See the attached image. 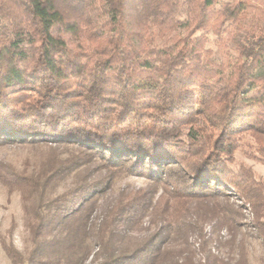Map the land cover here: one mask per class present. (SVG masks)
Here are the masks:
<instances>
[{
  "label": "trees",
  "instance_id": "1",
  "mask_svg": "<svg viewBox=\"0 0 264 264\" xmlns=\"http://www.w3.org/2000/svg\"><path fill=\"white\" fill-rule=\"evenodd\" d=\"M217 3L187 0L182 17V0H0V143L76 145L99 158L98 178L56 194L61 169L78 164L2 172L21 191L30 244L17 247L13 220L0 235L12 264H85L92 206L123 174L151 184L122 190L107 210L96 264H248L244 210L264 239V177L236 166V153L249 135L264 163V0ZM167 194L190 202L192 217L167 219L178 208ZM149 213L157 228L118 251V236ZM191 231L203 257L186 246ZM174 232L185 246L170 248Z\"/></svg>",
  "mask_w": 264,
  "mask_h": 264
},
{
  "label": "rangeland",
  "instance_id": "2",
  "mask_svg": "<svg viewBox=\"0 0 264 264\" xmlns=\"http://www.w3.org/2000/svg\"><path fill=\"white\" fill-rule=\"evenodd\" d=\"M226 0H218L217 7H220L222 3ZM187 0H182L180 14L182 17L186 15ZM209 36L211 42L208 46L218 50L215 45V35L209 31ZM160 42V38L156 39ZM219 54V53H217ZM156 77H158L156 75ZM259 83H251L248 87V96L252 97L256 95L257 87ZM254 139L249 135H243L240 139V146L236 153L237 165L243 163L245 165L251 166L259 175L264 177V163L259 159L252 157L250 151L253 149ZM84 150L78 146L74 145H55L50 143H36V144H21V143H0V235L5 233L9 228L13 220L16 221V230L14 234V242L18 248L23 252H26L29 247L28 241V231L25 227V212L23 208V197L19 189L11 190L10 187L4 183L1 174L15 175H36L44 172V167L50 163H55L56 167H60L59 164L65 160L70 161L72 167L77 165L74 169L69 172H62L58 175L56 185L53 186V193H61L64 190L70 188L76 183L84 179H93L99 177V158L96 157L93 160H85L83 156ZM85 161H89L86 162ZM16 172V173H15ZM66 173V174H65ZM7 176V175H6ZM169 176V175H168ZM150 179L143 175H132L123 174L117 177L112 186L103 193L100 198H98L96 205L92 206L95 208L91 218V224L87 233L89 235V240L92 244V254L87 259L85 264H96L97 261L94 260V254L99 252V259L105 256V250L103 249V244L101 242V234L99 230V225L102 219L114 203L115 199L118 198L122 190L125 189H135L138 187L149 186L151 183ZM163 193V187L160 186L157 189L155 197H159ZM168 195H162L163 200H169L171 207L174 205L175 208L171 212L169 211L166 216L167 219H173V216L179 218H191L189 203L187 201H175L172 197ZM231 202H235V206L241 205V201L235 197L231 198ZM185 203V204H181ZM183 208V209H181ZM184 208L186 212H184ZM152 210V207H151ZM149 210V212H151ZM183 210V211H181ZM175 212V214L173 213ZM245 212V222H248L243 228L245 235V242L248 251V264H264V239L255 230L249 221L251 220L252 214L249 210H244ZM170 213V214H169ZM169 217V218H168ZM189 217V218H188ZM158 219L152 214L146 215L141 222L136 226L132 227L121 236L119 235L116 239L114 246L120 250H130L135 247L138 242H140L145 236L153 232L159 225ZM127 227V226H126ZM205 233L208 236L213 235L212 224H205ZM228 236L225 229L222 230L221 235ZM88 238V236H87ZM201 236L197 231H191L188 234L187 247L191 250H195L197 253V258L203 257V252L201 251ZM186 237L182 236L180 233H173L170 238L169 245L170 248L176 249L181 246H185ZM216 251L215 247H213ZM223 256L230 255L228 248L222 250ZM234 254V253H233ZM236 256V255H235ZM0 264H12L6 253L4 252L1 241H0Z\"/></svg>",
  "mask_w": 264,
  "mask_h": 264
}]
</instances>
